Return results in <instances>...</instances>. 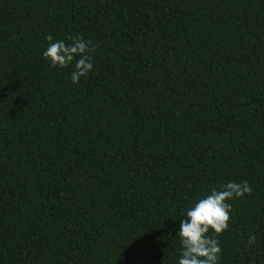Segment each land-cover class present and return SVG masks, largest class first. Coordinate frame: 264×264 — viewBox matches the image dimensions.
<instances>
[{
	"label": "trees",
	"instance_id": "16d2710c",
	"mask_svg": "<svg viewBox=\"0 0 264 264\" xmlns=\"http://www.w3.org/2000/svg\"><path fill=\"white\" fill-rule=\"evenodd\" d=\"M78 34L73 84L42 53ZM244 180L220 264H264V0H0V264H176Z\"/></svg>",
	"mask_w": 264,
	"mask_h": 264
},
{
	"label": "clouds",
	"instance_id": "9594fccd",
	"mask_svg": "<svg viewBox=\"0 0 264 264\" xmlns=\"http://www.w3.org/2000/svg\"><path fill=\"white\" fill-rule=\"evenodd\" d=\"M48 45L43 57L53 68H70L71 82L79 84L94 69L91 41L81 35L56 39L46 37ZM252 188L244 180L228 181L219 189L197 199L185 210V218L179 223L176 233L180 238V255L176 264H220L222 248L218 237L229 229L232 218V204L229 201L250 195ZM248 244H256V236L248 237Z\"/></svg>",
	"mask_w": 264,
	"mask_h": 264
}]
</instances>
